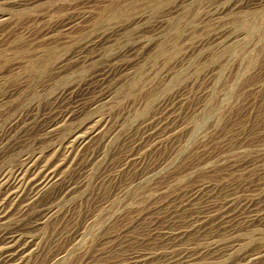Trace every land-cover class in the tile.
Listing matches in <instances>:
<instances>
[{"label":"rangeland","instance_id":"obj_1","mask_svg":"<svg viewBox=\"0 0 264 264\" xmlns=\"http://www.w3.org/2000/svg\"><path fill=\"white\" fill-rule=\"evenodd\" d=\"M0 214V264H264V0H0Z\"/></svg>","mask_w":264,"mask_h":264},{"label":"bare ground","instance_id":"obj_2","mask_svg":"<svg viewBox=\"0 0 264 264\" xmlns=\"http://www.w3.org/2000/svg\"><path fill=\"white\" fill-rule=\"evenodd\" d=\"M14 1H18V0H14ZM66 25V24H65ZM96 35V34H95ZM98 50V49H97ZM81 52V51H80ZM80 55V54H79ZM92 135V134H91ZM88 139V138H87ZM81 145V144H80ZM45 182V181H44ZM13 185V184H12ZM7 186V185H6ZM64 189V188H63ZM38 191V190H37ZM60 192V191H59ZM261 200V199H260ZM248 204V203H247ZM246 204V205H247ZM263 204V203H262ZM260 206V205H259ZM211 207V206H210ZM247 207V206H246ZM254 208V207H253ZM256 208V207H255ZM244 209V208H243ZM235 210V209H234ZM251 210V209H250ZM261 210H263V209H261ZM243 211V210H242ZM25 212V211H24ZM240 212V211H239ZM257 212V211H256ZM27 213V212H26ZM208 213V212H207ZM206 214V213H205ZM239 214V213H238ZM244 214V213H243ZM1 215V214H0ZM224 216V215H223ZM236 216V215H235ZM264 216V215H263ZM262 217V216H261ZM264 218V217H263ZM248 219V218H247ZM204 220V219H203ZM229 220V219H228ZM264 220V219H263ZM227 221V220H226ZM262 221V220H261ZM230 222V221H229ZM232 222V221H231ZM255 222V221H254ZM243 223V222H242ZM252 224V223H251ZM259 224V223H258ZM262 224V223H261ZM239 225V224H238ZM233 226V225H232ZM234 231V230H233ZM207 233V232H206ZM8 236V235H7ZM2 239V238H1ZM7 241H8V239H7ZM6 241V242H7ZM9 244H11V243H9ZM3 245V244H2ZM218 251V250H217ZM9 252V251H8ZM14 253V252H13ZM211 253H213V252H211ZM249 253V252H248ZM257 254V253H256ZM209 256V255H208ZM207 256V257H208ZM190 257V256H189ZM9 262V261H8ZM176 263H177V261H176Z\"/></svg>","mask_w":264,"mask_h":264}]
</instances>
